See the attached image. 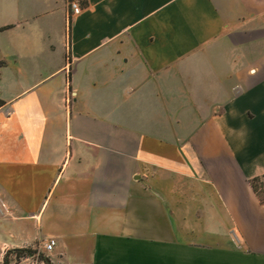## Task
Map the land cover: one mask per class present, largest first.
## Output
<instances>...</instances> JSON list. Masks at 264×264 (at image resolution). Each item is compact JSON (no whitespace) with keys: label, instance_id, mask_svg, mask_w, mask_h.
Here are the masks:
<instances>
[{"label":"crops","instance_id":"0c3cea01","mask_svg":"<svg viewBox=\"0 0 264 264\" xmlns=\"http://www.w3.org/2000/svg\"><path fill=\"white\" fill-rule=\"evenodd\" d=\"M263 175L264 0H0V263L264 264Z\"/></svg>","mask_w":264,"mask_h":264},{"label":"trees","instance_id":"16d2710c","mask_svg":"<svg viewBox=\"0 0 264 264\" xmlns=\"http://www.w3.org/2000/svg\"><path fill=\"white\" fill-rule=\"evenodd\" d=\"M250 185L261 202H264V175L255 177L250 180ZM35 253V250L29 248H17L6 252L3 262L0 264H10L12 261L18 262L23 256H30ZM43 264H51L48 258L41 254Z\"/></svg>","mask_w":264,"mask_h":264},{"label":"built area","instance_id":"2783aa9c","mask_svg":"<svg viewBox=\"0 0 264 264\" xmlns=\"http://www.w3.org/2000/svg\"><path fill=\"white\" fill-rule=\"evenodd\" d=\"M67 6L69 8V17L71 15H73V13H75L77 10H79L81 8V0H67ZM55 245V240L54 239H46L43 240V242H41L40 247L46 251V252H50L51 249L54 247ZM39 264H43V261L40 260Z\"/></svg>","mask_w":264,"mask_h":264},{"label":"rangeland","instance_id":"374dc122","mask_svg":"<svg viewBox=\"0 0 264 264\" xmlns=\"http://www.w3.org/2000/svg\"><path fill=\"white\" fill-rule=\"evenodd\" d=\"M38 252L35 250V255L29 259L28 264H39V261L41 260V252L37 254Z\"/></svg>","mask_w":264,"mask_h":264}]
</instances>
